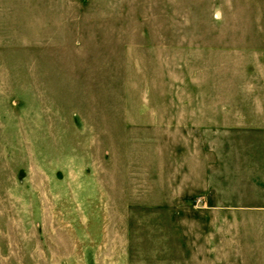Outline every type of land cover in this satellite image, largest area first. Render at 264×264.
I'll return each instance as SVG.
<instances>
[{"label":"rangeland","instance_id":"obj_1","mask_svg":"<svg viewBox=\"0 0 264 264\" xmlns=\"http://www.w3.org/2000/svg\"><path fill=\"white\" fill-rule=\"evenodd\" d=\"M253 30L264 0H0V264H264Z\"/></svg>","mask_w":264,"mask_h":264},{"label":"crops","instance_id":"obj_2","mask_svg":"<svg viewBox=\"0 0 264 264\" xmlns=\"http://www.w3.org/2000/svg\"><path fill=\"white\" fill-rule=\"evenodd\" d=\"M239 32H228L227 37H238ZM243 37H251V38H259L264 37V31H249L245 33ZM249 42V41H248ZM234 46L235 51L229 50L228 55V63L233 64L232 66H229V69H245V70H255V71H261L264 72V41H258V42H249V43H243L241 45L242 49H240V45L237 43H232ZM231 48V47H229ZM244 50V52H242ZM239 52H242L240 54ZM235 63V64H234ZM236 63H238L236 65ZM243 63V64H239ZM264 74V73H262ZM260 131H264V128ZM1 261V260H0ZM260 264H263V261H260Z\"/></svg>","mask_w":264,"mask_h":264}]
</instances>
